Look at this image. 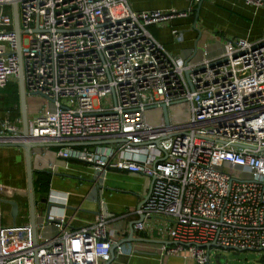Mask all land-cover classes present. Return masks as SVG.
I'll list each match as a JSON object with an SVG mask.
<instances>
[{"label":"built area","instance_id":"built-area-1","mask_svg":"<svg viewBox=\"0 0 264 264\" xmlns=\"http://www.w3.org/2000/svg\"><path fill=\"white\" fill-rule=\"evenodd\" d=\"M13 2L27 98L43 105L29 120V142L73 144L46 153L99 178L120 171L152 186L140 209L99 214L76 230L65 225L66 195L49 190L55 207L46 220L35 203V239L29 221L13 223L10 211L2 212L0 197V264L108 263L123 221L141 216L133 231L144 233L157 220L166 238L161 256L211 264L213 243L264 251V33L174 55L148 28L187 19L193 8L137 13L126 0H0V89L18 75ZM170 34L183 41L177 29ZM20 131V118L0 122V139L20 142ZM122 253L117 246L114 254Z\"/></svg>","mask_w":264,"mask_h":264},{"label":"crops","instance_id":"crops-1","mask_svg":"<svg viewBox=\"0 0 264 264\" xmlns=\"http://www.w3.org/2000/svg\"><path fill=\"white\" fill-rule=\"evenodd\" d=\"M134 12L145 11H184L196 9L194 0H126ZM194 14L187 19L173 20L152 25L150 34L171 54L188 50H208L215 48L218 38H243L249 41L259 40L264 33V6H246L237 0H204L193 28ZM183 34V41L176 43L170 34L171 29ZM216 37V39H215ZM8 86V87H7ZM0 89V122L4 118H20L17 80ZM6 89V91H5ZM6 97L8 106L2 105ZM36 98H27L29 120L32 115L29 105ZM33 118V117H32ZM55 148H44L34 151L32 164L35 170H53L55 173L69 177L51 176L49 190L66 195L64 210L65 225L71 230L94 223L99 214L120 215L134 208L148 192L149 180L141 176L120 171H107L99 178L98 174L76 161H61L52 158ZM0 184L8 190L9 195L26 193L24 155L20 148H0ZM27 194V193H26ZM19 210L16 224L28 222V213ZM134 219H125L122 230L116 235V242L126 239L129 224ZM147 223V231L134 233L135 241L121 245L123 253L115 255L111 264H192L183 258L184 254L161 256L159 247L166 242L157 229L159 222ZM110 228H116L110 225Z\"/></svg>","mask_w":264,"mask_h":264},{"label":"water","instance_id":"water-1","mask_svg":"<svg viewBox=\"0 0 264 264\" xmlns=\"http://www.w3.org/2000/svg\"><path fill=\"white\" fill-rule=\"evenodd\" d=\"M204 0H200V2L197 5V8L195 9V14H194V24L193 28L195 29V25L198 21V16L199 12L201 9V5ZM12 18H13V28H14V34L16 37V51L15 55L17 56L18 60V75H17V87H18V97H19V109H20V117H21V131L19 136L16 138V141L20 142H11L10 138H2L0 139V148H20L23 151L24 155V168H25V178H26V195H27V204H28V216H29V225L32 229L33 236L35 239V234H36V228L37 225L35 223V218H36V211H35V194H34V187H33V176L37 172H44L47 173L51 176H61V177H69L63 174H58L51 172L49 170L45 171H39L35 170L32 164V150L34 148H63L67 146H73V144H33L29 142L30 140V135H29V118H28V113H27V93L25 91V83H24V74H23V65H22V56H21V51H20V30H19V20H18V11H17V4L16 2H13L12 4ZM224 63L226 60L223 61ZM221 63V62H219ZM162 115L164 119L165 125L168 124V119H167V108L165 106H162ZM90 143H78L74 145L78 146H85L89 145ZM152 186V181L149 183L148 187V192L147 194L143 197V200L138 204L137 209H140L146 200L148 199L150 195V190ZM2 203L7 204L10 206V216L12 218L13 223H15L18 212H19V206L16 201L14 200H1ZM40 202L46 204V210H45V219L47 220V216L49 214L50 208L55 207L54 204L49 202V193H42L40 195ZM143 221V216H141L137 221H132L129 224V234L126 239H123L117 243H113L111 249H110V260L108 263L105 264H111V262L114 259V251L117 246H120L124 243H130L135 241L133 239L134 231H133V225L136 224L137 222H142ZM212 248H217L216 245L210 244ZM224 250H229L228 248H222ZM242 251L236 250L234 251L235 254H238ZM214 263L215 264H222L220 261L217 259V257H214ZM35 264H38L37 261ZM226 264V263H224Z\"/></svg>","mask_w":264,"mask_h":264},{"label":"rangeland","instance_id":"rangeland-1","mask_svg":"<svg viewBox=\"0 0 264 264\" xmlns=\"http://www.w3.org/2000/svg\"><path fill=\"white\" fill-rule=\"evenodd\" d=\"M34 98H36L34 102L29 105V111L31 114H33L32 117L38 115V113L40 112V108L43 106L39 97H34ZM2 105L8 106V101L6 97H2ZM153 111L156 114L158 110L154 109ZM149 115H150V112L147 113V119L150 121ZM159 120H160V113L156 114V117H153L151 119V122H152L151 124L154 126L159 125L160 124ZM55 149H58V148H55ZM1 186H2V189L0 190V197L5 200L16 201L19 206V210L23 213L22 215H25L26 213H28L26 193L22 197L20 195H12V194L9 195V193L4 188L3 184H1ZM39 197L40 195L35 194V203H36V206L38 205L37 211L39 213H45L46 204L39 203ZM1 210L2 212L7 213L8 211H10V206L2 203ZM2 222L8 223L9 222L8 217H5V219L3 218ZM210 256H211L210 257L211 264H215L214 257H217V259L222 264L224 263L226 264H264V251H242L238 254H235L234 251L232 250H224L222 248H211Z\"/></svg>","mask_w":264,"mask_h":264},{"label":"trees","instance_id":"trees-1","mask_svg":"<svg viewBox=\"0 0 264 264\" xmlns=\"http://www.w3.org/2000/svg\"><path fill=\"white\" fill-rule=\"evenodd\" d=\"M50 181L51 175L44 172L35 173L33 176L34 194L41 195L42 193H48L50 188Z\"/></svg>","mask_w":264,"mask_h":264}]
</instances>
